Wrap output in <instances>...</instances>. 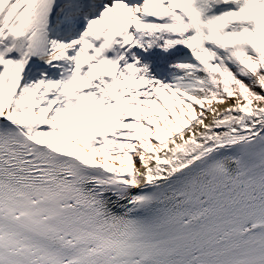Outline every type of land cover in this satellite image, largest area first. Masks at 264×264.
Returning a JSON list of instances; mask_svg holds the SVG:
<instances>
[{
  "label": "snow or ice",
  "instance_id": "snow-or-ice-1",
  "mask_svg": "<svg viewBox=\"0 0 264 264\" xmlns=\"http://www.w3.org/2000/svg\"><path fill=\"white\" fill-rule=\"evenodd\" d=\"M0 264H264V0H0Z\"/></svg>",
  "mask_w": 264,
  "mask_h": 264
}]
</instances>
